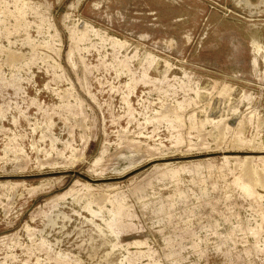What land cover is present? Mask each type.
Listing matches in <instances>:
<instances>
[{
  "label": "rangeland",
  "instance_id": "obj_1",
  "mask_svg": "<svg viewBox=\"0 0 264 264\" xmlns=\"http://www.w3.org/2000/svg\"><path fill=\"white\" fill-rule=\"evenodd\" d=\"M0 264H264V0H0Z\"/></svg>",
  "mask_w": 264,
  "mask_h": 264
}]
</instances>
